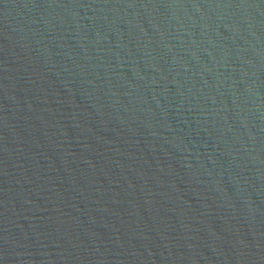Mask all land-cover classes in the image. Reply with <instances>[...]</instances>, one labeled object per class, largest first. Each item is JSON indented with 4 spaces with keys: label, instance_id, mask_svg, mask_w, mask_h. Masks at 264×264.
<instances>
[{
    "label": "water",
    "instance_id": "water-1",
    "mask_svg": "<svg viewBox=\"0 0 264 264\" xmlns=\"http://www.w3.org/2000/svg\"><path fill=\"white\" fill-rule=\"evenodd\" d=\"M0 264H264V0H0Z\"/></svg>",
    "mask_w": 264,
    "mask_h": 264
}]
</instances>
